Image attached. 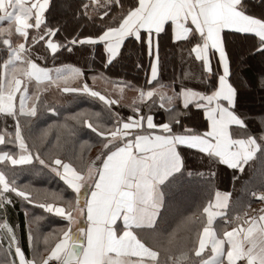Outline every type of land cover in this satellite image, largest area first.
I'll list each match as a JSON object with an SVG mask.
<instances>
[{
    "label": "snow or ice",
    "instance_id": "snow-or-ice-1",
    "mask_svg": "<svg viewBox=\"0 0 264 264\" xmlns=\"http://www.w3.org/2000/svg\"><path fill=\"white\" fill-rule=\"evenodd\" d=\"M18 6L14 25L11 14L6 23L0 14V264H264V190L251 191L261 205L252 209L214 187L228 169L233 180L248 169L250 181L264 186V119L256 132L243 111L257 94L264 105V0H19ZM50 16L61 19L51 23ZM181 41H194L187 55L201 62L196 80L204 90L184 78L158 79L162 52L166 61V49ZM134 49L136 69L146 67L147 56V87L137 89L123 115L113 110L119 99L94 83L132 87L110 78L121 76L120 61ZM257 55L258 74H238ZM65 56L85 58L87 70L37 62ZM65 94L71 99L62 101ZM82 100L99 102L100 111L80 108ZM157 104L163 121L156 119ZM61 109L69 113L62 120ZM45 120L52 122L39 127ZM81 134L100 145L94 158L69 154L67 144ZM190 155L207 161V178L189 167ZM22 174L54 177L59 190L22 184ZM193 176L210 194L207 203L173 226L174 193ZM18 203L27 252L5 218ZM230 205L244 210L229 218ZM201 212L206 220L193 234L186 226ZM217 217L224 222L219 231ZM42 220L63 224L44 234L41 249L33 239Z\"/></svg>",
    "mask_w": 264,
    "mask_h": 264
},
{
    "label": "trees",
    "instance_id": "trees-1",
    "mask_svg": "<svg viewBox=\"0 0 264 264\" xmlns=\"http://www.w3.org/2000/svg\"><path fill=\"white\" fill-rule=\"evenodd\" d=\"M61 19L60 17L52 18L50 16V22L56 23L57 20ZM188 41H181L179 42L175 48L166 49L169 53L166 57V61L163 58L162 52V67L158 76L161 84H171L173 80H179L184 78V84L189 87L197 88L198 90H204L203 87L198 83L196 77H198L202 72V65L201 62L195 61L194 57H189L187 55L188 50H190L191 43ZM184 49L183 53H181L180 49ZM37 51L43 52V48H39ZM138 49L133 50L132 56H128L120 61V71L117 73L121 76L119 77H111L110 79L113 80H125L130 81L134 88L139 87H147L146 76L148 73L147 68V56H144V62L146 67L142 69H136L134 67L133 60L136 59V54ZM174 53V54H173ZM2 54V53H0ZM96 61L99 62V57H95ZM260 56L257 55L255 59H252L248 62L245 66H240L238 68L239 71L242 70L244 75L248 76L249 78L256 76L262 67L260 64ZM42 66H57L60 64H74L77 66H83L85 70H87V64L85 62V58H81L78 56H65L58 58L55 62L49 60L47 64H44L43 61H37ZM213 69L215 71V61H213ZM185 72L192 76L193 79H188L185 77ZM92 75L93 73H88ZM243 78V77H241ZM91 83V80H89ZM100 85V83H98ZM179 85L176 86V91H178ZM101 90V89H98ZM172 94V92L170 91ZM168 94V93H167ZM50 99L54 98L53 95L49 96ZM71 97L65 94L61 97V100H70ZM157 101H159V97H157ZM59 107V105H58ZM80 108H91L92 111L99 112L101 109V105L99 102L93 104L90 101L82 100L79 102ZM114 111H119L123 115H127L129 109L126 105L113 106ZM70 111L74 112L77 111L76 107H71ZM195 111V109H193ZM243 111L246 112L248 119L250 120L249 127L256 132H259L262 125L261 120L264 119V105L261 103V97L259 94L254 95L249 100L245 101V108ZM68 112H65L61 109L60 112V119L62 120L65 115H68ZM51 115V114H49ZM156 119L159 121H163L164 119V112L160 110L157 104V110L155 112ZM53 120L56 119L55 116L52 117ZM51 120H45L43 123H39V127H44L46 124L51 123ZM9 126H11V121H9ZM4 127L3 121H0V128ZM87 131V130H85ZM81 141L86 142L82 146ZM96 141L94 138H90L88 135L81 134L79 140L75 142H69L67 144V150L69 154L72 152H80L86 159L94 158L98 154V149L94 154H89L87 149L91 147H95ZM191 151V150H189ZM189 160V167L192 169L193 172L196 173H204L205 178L208 177V169H207V161H202L200 156L198 155H190L188 157ZM202 165V166H201ZM223 167V166H221ZM233 170L228 169L226 172H220L219 176L214 181V187L216 190L222 192H229L231 194L230 199L232 201H240L244 205H252L256 203L254 197L251 196V191H259L264 190V186L259 184L256 178L251 177V172L248 169H245L244 172H236V180H233ZM250 181V182H249ZM32 183L36 188H50L54 191L59 190L60 182L54 177H32L27 174H22L20 176V183ZM247 189V190H245ZM210 194L205 193L204 186L201 183L200 179L196 176L188 178L185 181V187L176 191L174 193V202L176 205V213L174 218V224L178 223L181 217H190L192 213L197 211V205H203L207 203V198ZM29 211L35 215H42L43 210L38 208H33L32 206H27ZM244 208H236L230 207L225 209L226 215L230 218L231 216H235L239 212H242ZM5 218L8 220L10 225L15 228L17 238L20 240L22 247L24 248L25 252L28 249V243L26 239V232H25V217L22 206L18 203L15 208L9 206L8 212L5 214ZM47 219L50 221H58V218L51 217L50 214L47 215ZM206 217L201 213H198L196 217H193L191 221L187 224V228L194 234L196 233L201 225L205 222ZM13 221V223H12ZM63 222L59 223H45V221H40V226L38 232L34 233L33 241L36 243L37 247L43 248L44 244L42 242V238L44 234L47 233V230H50L53 227L61 226ZM216 224H220L222 229L224 227V222L220 217H217L214 220V226L217 227ZM39 233V234H38ZM38 237V238H37ZM6 246V241H4ZM178 254V253H177ZM207 258V257H205Z\"/></svg>",
    "mask_w": 264,
    "mask_h": 264
},
{
    "label": "crops",
    "instance_id": "crops-1",
    "mask_svg": "<svg viewBox=\"0 0 264 264\" xmlns=\"http://www.w3.org/2000/svg\"><path fill=\"white\" fill-rule=\"evenodd\" d=\"M18 4H19V0H4V5H3L4 6V12L3 13H0V14H2V15L5 16V23L7 22L8 15L11 14V20L13 22V25L15 24V21L17 19V16L20 15V11H19ZM0 23H3V22H0ZM57 66H59V65H57ZM46 67H48V66H46ZM49 67L51 68V67H55V66H49ZM92 83L93 82L91 81L90 84H92ZM105 83L104 84L101 83L100 85H98V82L96 80L95 83H94V87L97 90L98 89H101L100 91H102V92L107 91V93L109 95H111L113 99H119L120 102H122V99H123V96H121L120 94H123L125 96H128V97H126V100H127L126 102H130V103H132L135 100L134 98H137L138 97V92H137V89L138 88L125 87L123 90H119V89H114L112 87V84L110 82L105 81ZM152 86L155 87V84H153ZM163 91L165 93H168V94H171L170 91L172 92L171 89H164ZM118 93H120V94H118ZM235 215H237V214H235ZM12 223H13V221H12ZM216 225H217V227L215 226V228L219 231L220 228H221L220 227L221 225L220 224H216ZM11 226H12V224H11ZM57 227H59V226H57ZM48 231L49 230H47V232ZM42 242H43V238H42ZM27 243L28 242H26V244ZM33 245H34V247H37V245H36V243L34 241H33ZM0 255H2V254H0Z\"/></svg>",
    "mask_w": 264,
    "mask_h": 264
},
{
    "label": "rangeland",
    "instance_id": "rangeland-1",
    "mask_svg": "<svg viewBox=\"0 0 264 264\" xmlns=\"http://www.w3.org/2000/svg\"><path fill=\"white\" fill-rule=\"evenodd\" d=\"M97 82L98 83H102V84H104L105 83V81L103 80V79H97ZM106 84V83H105ZM53 93H54V90H53ZM118 94H120V93H118ZM165 94H167V93H165ZM121 96H123V99H122V102H120V104H121V106H122V104L123 105H129V104H131L130 102H126L127 100H126V97H128V96H125V95H123V94H120ZM51 96V95H50ZM135 100H137V98H134ZM93 145H96L94 148L93 147H91V148H88L87 149V151H88V153L89 154H94L96 151H97V149H99V147H100V145L99 144H93ZM222 192V191H221Z\"/></svg>",
    "mask_w": 264,
    "mask_h": 264
},
{
    "label": "built area",
    "instance_id": "built-area-1",
    "mask_svg": "<svg viewBox=\"0 0 264 264\" xmlns=\"http://www.w3.org/2000/svg\"><path fill=\"white\" fill-rule=\"evenodd\" d=\"M260 206H261V205L259 204V202L256 201V203L253 204V205H251L250 207H251L252 209H256V208H259Z\"/></svg>",
    "mask_w": 264,
    "mask_h": 264
},
{
    "label": "water",
    "instance_id": "water-1",
    "mask_svg": "<svg viewBox=\"0 0 264 264\" xmlns=\"http://www.w3.org/2000/svg\"><path fill=\"white\" fill-rule=\"evenodd\" d=\"M77 251H78V249H77Z\"/></svg>",
    "mask_w": 264,
    "mask_h": 264
}]
</instances>
